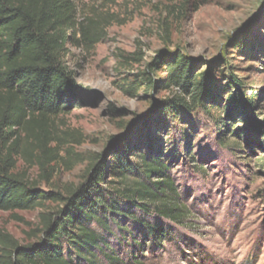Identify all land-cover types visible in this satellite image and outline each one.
I'll return each mask as SVG.
<instances>
[{
    "label": "rangeland",
    "instance_id": "rangeland-1",
    "mask_svg": "<svg viewBox=\"0 0 264 264\" xmlns=\"http://www.w3.org/2000/svg\"><path fill=\"white\" fill-rule=\"evenodd\" d=\"M78 2L83 14H92L90 0ZM109 12L116 21L106 40L93 49L71 50L68 62L81 89L70 97V109L52 119L48 152L34 149L19 159L17 171L43 190L67 196L87 180L90 160L108 156L121 140L135 143L146 129L154 133L164 126L158 139L165 145L177 128L163 112L164 102L180 95L161 88L162 70L149 76L158 85L154 90L144 76L159 52L184 53L205 88L215 86L223 108L229 98H239L238 88L259 97V105L249 122L238 109L232 113V132H244L230 137L235 151L217 144L215 127L201 108L180 115L190 153L172 161L171 174L194 222L191 231L175 227L170 241L147 250L141 262L264 264V136L254 131L256 125L264 129V0H132L98 14ZM62 207L49 203L0 212V233L20 246L38 242L42 216ZM0 249H8L3 238Z\"/></svg>",
    "mask_w": 264,
    "mask_h": 264
},
{
    "label": "trees",
    "instance_id": "trees-1",
    "mask_svg": "<svg viewBox=\"0 0 264 264\" xmlns=\"http://www.w3.org/2000/svg\"><path fill=\"white\" fill-rule=\"evenodd\" d=\"M78 1L0 0V212L63 206L42 216L38 242L20 246L0 233L8 243L7 250L0 249V264H142L145 252L163 247L175 227L191 231L194 222L171 174L172 161L190 153L180 115L201 108L215 127L217 144L230 151L238 149L228 146L232 134L240 138L243 132L231 130L234 110L247 122L256 119L259 97L238 88L239 98H229L223 108L215 86L205 88L198 79L192 58L162 51L144 79L154 90L158 85L149 76L162 70L161 88L180 95L167 99L163 110L171 115L176 135L162 145L158 136L164 126L154 133L146 129L140 141L124 139L108 156H94L85 183L67 196L43 190L17 171L18 161L34 149L48 152L54 141L52 119L70 109V97L81 89L68 62L71 50L103 43L116 21L115 14L100 15L99 9L132 0H90L92 14H83ZM262 127L254 131L264 136ZM39 163L45 170L43 160Z\"/></svg>",
    "mask_w": 264,
    "mask_h": 264
}]
</instances>
